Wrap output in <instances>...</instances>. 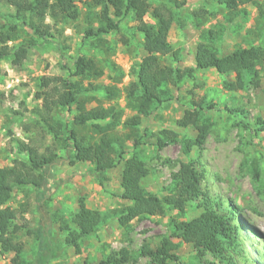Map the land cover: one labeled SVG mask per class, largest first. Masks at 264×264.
Returning a JSON list of instances; mask_svg holds the SVG:
<instances>
[{
	"label": "trees",
	"instance_id": "1",
	"mask_svg": "<svg viewBox=\"0 0 264 264\" xmlns=\"http://www.w3.org/2000/svg\"><path fill=\"white\" fill-rule=\"evenodd\" d=\"M0 4L14 11V21L1 22L0 13V60L10 59L13 67H20L32 48L62 37L65 28L74 25L80 15L76 0H0ZM184 5V1L178 0H87L86 23L80 32L81 45L90 43L93 46L95 42L97 47L102 46L104 37L118 33L121 22L127 18L134 22V31L142 36L144 55L131 66L129 76L132 79L124 88L127 107L135 110L137 115L121 122L123 111L114 104L88 108L90 102L97 101L95 94L101 93L105 101H115L122 91L116 84L121 82L123 74L112 79L114 84L93 83L104 75V69L94 58L82 53L72 62L61 60L59 65L63 75L37 78L34 97L39 104L31 110L32 122L33 126L46 131L52 142L39 151V147L32 143L15 140V158L9 167H0V250L13 254L11 264H49L58 256L49 243L50 223L40 217L33 229L37 240L35 258L32 263L25 261L23 243L15 237L21 229L15 224L19 213L7 204L14 190L30 188L38 194L48 180L51 168L61 160L59 151H65V160L71 166L90 164L92 174L97 178L122 165L119 197L128 204L113 212L118 214L121 225L128 220L164 216L170 212L184 216L187 208L198 211L187 220L169 218V234L160 236L154 247L143 241L136 250L137 256L148 258L150 264L178 262L175 254L177 245L172 242L177 238L191 246L193 259L198 263L203 262L199 258L210 254L218 263L236 264L228 251L233 252L240 246L239 227L231 222L239 211L238 206L217 194L211 195V190L203 188L205 171L193 160L178 163L170 176V183L164 188V195L144 190L141 183L148 170L137 154L141 144L138 133L140 116H147L152 108L171 99L170 89H179L180 84L193 78L196 71L213 70L226 78L233 74V81L223 80V88L229 92L249 87L256 89L260 85L264 79V6L257 0H200V5L189 13L197 30L217 10L223 13L224 25H227L238 18L244 22L246 6L255 7L261 24L255 28L260 44L253 42L229 52L218 51L210 41L222 39L220 33L224 25L220 24L219 32L201 29L199 37L202 42L195 46L193 66L180 68L166 64V58L174 64L180 61L179 50L172 48L167 37L173 23L184 25V19H180ZM208 5L212 6V12L206 9ZM148 11H151L155 22L145 21ZM21 31L27 38L19 41ZM57 49L61 52L67 48L60 45ZM61 59H65L62 53ZM109 65L113 71L118 69L112 62ZM2 97L0 93V100ZM190 103L189 110L175 121L177 129H194L197 133L194 139L185 137L180 140L184 155L200 147L210 129L209 124L200 122V115L204 112L202 100ZM213 107L212 104L206 106L207 109ZM57 112L61 113L60 119ZM236 112L243 118L239 122L243 131L264 132V119L257 117L253 128L244 117L245 112L229 111L231 114ZM119 127L124 131L118 132ZM158 134L161 135L156 140L159 149L179 140L178 134L170 130L164 129ZM128 141H132L131 148L126 144ZM224 204L227 205V214ZM23 212L24 208H21L20 213ZM106 222L105 215L79 201L71 221L60 222V230L66 233L65 246L78 250L80 242L95 235ZM130 259V253L122 249L110 252L98 264H125Z\"/></svg>",
	"mask_w": 264,
	"mask_h": 264
},
{
	"label": "rangeland",
	"instance_id": "2",
	"mask_svg": "<svg viewBox=\"0 0 264 264\" xmlns=\"http://www.w3.org/2000/svg\"><path fill=\"white\" fill-rule=\"evenodd\" d=\"M178 1L185 2L180 17L184 19V25L173 23L167 40L174 50H179L180 61L174 64L166 58V64L180 68L191 67L195 46L202 42L199 37L200 30L219 32L220 24L224 25L225 21L223 13L217 10L197 30L189 13L200 5V0ZM257 1L264 6V0ZM86 2L87 0H76L80 15L74 25L66 27L62 37L53 42L29 50L20 67H13L10 59L0 60V93L3 94L0 100V167H9L15 158V140L32 143L39 147V151L51 144V136L38 126H33L32 122L31 110L39 104L34 97L37 78L63 75L59 65L61 60L64 63L72 62L79 53L94 58L103 67L104 75L94 80L95 84H114L112 79L120 73L123 74L121 82L116 84L122 91L115 101H105L101 93L95 94L97 101L90 102L88 108L100 104L103 107L114 104L123 111L121 122L137 115L135 110L127 107L128 99L124 88L132 79L129 76L131 66L144 55L141 47L142 36L134 31V22L127 18L121 22L118 33L104 37L105 44L102 46L97 47L95 42L93 46L90 43L81 45L80 32L86 23ZM206 9L213 11L211 5ZM246 11L247 18L244 22L238 18L231 24L224 25V30L220 33L222 39L210 41V45L218 51L229 52L253 42L260 44L255 29L261 26L257 18L258 12L250 5L246 6ZM0 13L1 22L14 21L12 8L0 4ZM145 21L155 22L151 11L146 13ZM25 38L27 36L21 31L19 41ZM59 44L67 49L60 52L57 49ZM61 53L65 59H61ZM110 62L116 65V71L111 69ZM225 79L233 81L234 75L226 78L213 70L196 71L193 78L180 84L179 89H170L171 99L152 108L147 116H140L138 134L141 144L137 154L148 170L141 186L148 192L162 196L178 163L193 160L205 171L203 188L211 190V195L217 194L224 200L232 201L239 208L237 215L231 219L239 227L240 242V246L235 249L239 254L235 250L228 251L232 255L233 263L264 264V132L254 134L243 131L239 124L243 118L239 116V112L229 113L230 110L245 112L244 117L253 128L256 126L254 121L257 117L264 119V79L256 89L249 87L235 92L223 88ZM192 100H202L204 112L200 115V122L209 124L210 129L203 144L184 155L180 140L185 137L194 139L197 133L194 129H177L175 121L189 110ZM208 104L214 107L207 109ZM60 114L57 112L59 119ZM164 129L177 133L179 140L167 143L159 149L156 140L161 137L158 133ZM123 131L122 127L118 128V132ZM126 144L131 148L132 141ZM58 153L61 160L51 168L49 178L38 194L30 188L14 190L7 204L10 209L19 213L15 224L21 229L15 237L23 243L22 256L28 263H32L35 258L37 240L33 229L40 217L50 223L49 243L58 252V256L49 264H98L110 252L122 249H126L131 257L125 264H150L148 258L136 254L143 241H148L151 247L156 246L160 236L169 234V218L187 220L198 213L196 209L187 208L184 216L170 212L164 216L128 220L121 225L118 214L113 212L128 204L119 197L122 165H117L105 172L103 177L97 178L93 176L90 164L76 163L71 166L65 160V151ZM79 201H83L87 208L105 215L107 222L95 235L83 239L79 249L75 250L65 246L66 233L60 230V222L71 221ZM226 207L224 204V212L227 214ZM21 208H24L22 214ZM172 242L177 245L175 254L178 262L167 264H223L215 261L210 254L199 258L203 262L198 263L193 259L191 246L177 238H173ZM12 257L13 254L0 250V264H11Z\"/></svg>",
	"mask_w": 264,
	"mask_h": 264
}]
</instances>
